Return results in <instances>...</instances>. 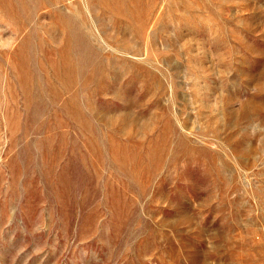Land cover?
<instances>
[{
    "label": "rangeland",
    "instance_id": "374dc122",
    "mask_svg": "<svg viewBox=\"0 0 264 264\" xmlns=\"http://www.w3.org/2000/svg\"><path fill=\"white\" fill-rule=\"evenodd\" d=\"M0 264H264V0H0Z\"/></svg>",
    "mask_w": 264,
    "mask_h": 264
}]
</instances>
